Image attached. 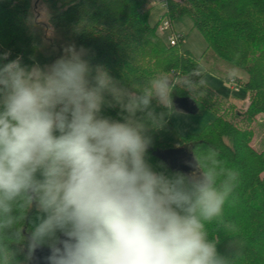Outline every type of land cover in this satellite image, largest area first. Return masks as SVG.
Masks as SVG:
<instances>
[{"label":"clouds","instance_id":"obj_1","mask_svg":"<svg viewBox=\"0 0 264 264\" xmlns=\"http://www.w3.org/2000/svg\"><path fill=\"white\" fill-rule=\"evenodd\" d=\"M60 53L0 51V264L43 250L44 264H234L242 229L225 209L240 171L212 146L184 149L180 169L152 156L178 89L202 94L207 66L129 84L90 48Z\"/></svg>","mask_w":264,"mask_h":264},{"label":"trees","instance_id":"obj_2","mask_svg":"<svg viewBox=\"0 0 264 264\" xmlns=\"http://www.w3.org/2000/svg\"><path fill=\"white\" fill-rule=\"evenodd\" d=\"M42 1L49 6L51 21L66 35L67 43L92 49L93 63L105 64L112 75L129 84L143 83L161 72L188 73L207 50L245 69L247 79L240 86L248 92L249 102L243 111L206 86L195 99L178 89L174 99H189L195 107L193 114L202 108L211 109L214 118L199 134L181 136L179 147L158 135L152 156L153 162L162 160L180 169L161 154L183 161L184 149L199 153L216 147L221 158L241 173L232 202L225 209L226 219L236 221L242 229V246L231 249L234 264H264V147L255 151L250 145L251 132L238 126L264 112V0H162L164 12L152 26L151 0ZM30 5V0H0V51L11 49V58L22 55L25 63H30L28 57L32 55L45 63L31 31ZM182 14L191 17L192 27L206 42L198 58L181 49L182 37L175 45H167L155 33L162 18L171 21ZM219 235L224 252L228 237Z\"/></svg>","mask_w":264,"mask_h":264},{"label":"rangeland","instance_id":"obj_3","mask_svg":"<svg viewBox=\"0 0 264 264\" xmlns=\"http://www.w3.org/2000/svg\"><path fill=\"white\" fill-rule=\"evenodd\" d=\"M150 3L149 24L152 26L164 12V5L162 0H151ZM30 4V27L38 44L40 59L45 63L51 62L61 54V46L67 44L66 35L54 27L51 21L52 12L46 3L42 0H30ZM171 23L174 31L182 36L181 49L188 50L198 58L206 48V42L201 33L192 27L191 17L182 14L172 18ZM158 26L159 23L155 29L156 35L168 45L169 33L160 30ZM200 63L205 64L208 69L203 77L205 84L201 89L205 86L212 89L220 97L228 99L239 111H243L249 102L248 92L240 86L247 79L245 69L222 61L212 50H207L196 61V64ZM232 71L236 72V76L229 78V73ZM183 74L186 73L180 75ZM213 118L214 113L208 108H202L194 114L179 110V113L171 119L168 129L158 134L159 138L169 145L177 146L181 136L186 133L199 134L204 125ZM238 124L241 129L251 132L250 145L255 151L260 152L264 147V112L257 114L248 122Z\"/></svg>","mask_w":264,"mask_h":264},{"label":"water","instance_id":"obj_4","mask_svg":"<svg viewBox=\"0 0 264 264\" xmlns=\"http://www.w3.org/2000/svg\"><path fill=\"white\" fill-rule=\"evenodd\" d=\"M178 109L180 111H184V112H188V113H192L194 111V105L193 103L187 99V98H175L174 99ZM161 156H163V159H165L170 165L172 166H178V167H183V161L179 160L176 157H172L169 154H161ZM47 255V251L43 250L37 253L38 256V264H44L43 262V257Z\"/></svg>","mask_w":264,"mask_h":264},{"label":"built area","instance_id":"obj_5","mask_svg":"<svg viewBox=\"0 0 264 264\" xmlns=\"http://www.w3.org/2000/svg\"><path fill=\"white\" fill-rule=\"evenodd\" d=\"M158 27L160 28V30H165L169 33L167 41L168 45H175L182 37L174 31L172 23L168 18H162L159 22Z\"/></svg>","mask_w":264,"mask_h":264}]
</instances>
